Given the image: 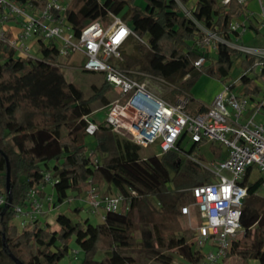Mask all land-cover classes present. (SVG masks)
Instances as JSON below:
<instances>
[{"label": "trees", "instance_id": "trees-1", "mask_svg": "<svg viewBox=\"0 0 264 264\" xmlns=\"http://www.w3.org/2000/svg\"><path fill=\"white\" fill-rule=\"evenodd\" d=\"M11 1L30 5L34 11L42 10L47 2ZM78 1L76 10L68 7L63 12L75 35L85 23L105 19L109 12L119 15L127 8L126 15L120 16L127 17L131 29L144 41L128 37L120 49L122 60L118 64L175 82L177 87L165 92L166 98L184 92L192 95L191 88L204 73L230 88L242 86L243 94L250 97L259 91L257 81L264 82V64L258 67L263 56L227 43L231 37L238 40L241 33V29L231 27L233 21H245L246 28L264 35L244 2L194 0L187 8L192 0H145L143 5L135 0ZM209 33L218 38L213 48L204 43ZM10 36L8 30L0 36V194L4 197L0 203V264H58L72 236L83 251L79 264H138V256L165 257L162 249H175L184 262L200 259L198 248L187 245L181 206L193 200V186L214 179L200 163L202 155L193 153L204 141L192 142L186 150L180 139L159 157L144 156L139 153L140 145L102 120L92 134L95 144L89 148L85 116L91 118L93 103L98 102L100 107L107 104L112 84L104 78L99 85L92 84L91 93L86 95L65 78L57 39L36 38L41 56L23 57L8 43ZM42 39L55 44V49L45 46ZM72 54L64 57L69 59ZM199 58L203 61L196 66ZM235 59H240L242 70L237 79H232ZM202 109L200 106L198 110ZM211 145L216 159L225 156L219 147ZM170 165L172 173L167 168ZM46 172L53 181L54 206L70 197L67 189H77L87 182L106 184L104 194L123 193L128 198L127 206L123 211H105L93 227L88 218L73 220L63 212L55 217V229L41 216L18 225L13 221L15 207L29 205L32 189L44 195L40 186L45 184ZM260 180L246 182L240 215L242 234L231 240L227 254L255 258L264 264ZM98 251L103 254L100 259L95 257Z\"/></svg>", "mask_w": 264, "mask_h": 264}, {"label": "built area", "instance_id": "built-area-1", "mask_svg": "<svg viewBox=\"0 0 264 264\" xmlns=\"http://www.w3.org/2000/svg\"><path fill=\"white\" fill-rule=\"evenodd\" d=\"M221 1L226 3L229 0ZM258 2L259 25L264 30V0ZM69 4L70 0H47L42 10L34 11L30 5L27 7L15 1L0 0L1 21L11 16L20 21L18 32L8 38V43L17 55L23 57L33 56L32 40L38 37L57 39L60 56L79 52L83 56L80 68L102 72L116 91L115 96L101 106L106 108L104 121L111 125L113 131L140 146L157 142L160 150L154 154L156 157L173 148L184 136H188L192 142L219 141L226 145L223 158L212 160L208 166L199 160L216 179L191 188L192 203L200 216L194 239L202 256L198 260H186L183 264L218 263L220 257L226 256L231 240L243 230L240 224L242 203L248 176L254 168L260 172L257 177L261 179L259 190L264 195V122L255 119L264 106V82L258 86L261 93L257 98L243 94L242 87L234 90L224 85L208 106L202 110H192L190 94L184 92L166 98L149 85L157 80L168 83L169 90H172L177 87L175 84L138 69L119 66L122 60L120 49L127 38L134 36L144 41L124 17L109 12L105 19L85 23L79 34L75 35L63 14ZM231 27L241 29V24L233 21ZM215 39L218 38L209 33L204 43L208 48H213ZM227 43L264 58V43L260 47L237 44L231 40H227ZM202 61L203 58H199L195 65H200ZM263 64L264 59L258 63V67ZM249 108L254 111L245 115ZM85 118V131L92 135L99 121L89 116ZM193 158L197 159L195 156ZM44 179L45 183L53 182L48 172L44 173ZM88 183L87 201L92 210L99 207L104 212L117 210L122 202L128 203L123 193L104 194L99 192L96 185ZM131 193L135 194V191ZM45 201L44 204L40 194L32 189L29 205L16 206L15 215L22 217V224H25L31 218L41 216L46 211L45 206L47 209L54 207L51 195H47ZM3 202L4 197L0 194V203ZM191 211L189 203L181 206L182 214L190 216ZM207 242L216 250L204 252L202 246Z\"/></svg>", "mask_w": 264, "mask_h": 264}, {"label": "rangeland", "instance_id": "rangeland-1", "mask_svg": "<svg viewBox=\"0 0 264 264\" xmlns=\"http://www.w3.org/2000/svg\"><path fill=\"white\" fill-rule=\"evenodd\" d=\"M100 1H102V0H100ZM135 1H136V3H139L141 5H143L145 2V0H135ZM253 2L254 1H252V3ZM257 2H258V0H257ZM79 4H80V2L78 0H70L69 7L76 10L78 8ZM192 6H193V4L188 3L187 8H190ZM182 8L185 9L184 6ZM249 8H251V7L249 6ZM258 9H259V7H258ZM126 10H127V8L124 7L122 12L119 13V15H123V13H125L124 15H126V13H127ZM256 16L257 17L260 16L259 12H258V15H256ZM124 18L127 19V17H124ZM17 20H19V19L18 18L13 19V20L4 19L3 22L4 21L5 22H7V21L8 22L9 21L10 22H17ZM144 37L146 38V36H144ZM230 39L232 42H235L237 44L240 43L239 40H235V39H233V37H231ZM41 42L43 44H45V46L50 47L51 49H55V44H49L47 39H42ZM35 48H37V45ZM40 56H41V51L38 49L37 50L34 49V57H40ZM238 60H240V59L234 60L231 71H230V75H231L232 79H237L241 70H242V67H241ZM82 61H83V56L77 51L74 52L69 59H67L64 56H61L59 58V63L62 64L61 70H62L65 78L68 81L74 82L76 85H78L84 91V93L86 95H88L91 93V85L92 84L99 85L100 82L104 79V74L102 72H98V71H88V70L81 69L79 65L82 63ZM153 81L151 83H149L151 89H153L155 91H159L163 95L165 92H167L170 89V85L168 83L159 82L157 80H153ZM170 83H173V82H170ZM173 84H175V82ZM257 84L260 85L261 81L258 80ZM223 87H224V84L220 80L204 73L194 83L193 87L191 88V92H192V95L196 99L198 98V99L202 100L203 102H208L209 100L213 99L223 89ZM239 88H240V86L237 85L233 89L238 90ZM115 94H116V91L113 88V90H111L108 93V97L112 98L113 96H115ZM93 107H94V109L90 115L91 118L95 119L96 121L104 120L105 114H106V108L100 107V104L98 102L93 103ZM255 119L256 120L264 119V112L257 113L255 116ZM85 140H86L89 148L94 146L95 139H94L93 135L87 134L85 137ZM203 141L204 142H202L201 144H199L195 147L193 153H195L196 155L197 154L202 155V158H199L198 156L197 157L206 166H208L212 160L216 159V157L214 156V152H213L211 143H213V145L215 147H217V148L219 147L222 151H225V154H226V148L227 147L223 143H221L219 141H212V142L205 141V140H203ZM191 144H192V141L189 140L188 136H184L180 141L181 147H183L186 150L189 149ZM159 150L160 149L158 147L157 142H154V143L149 144L146 147L141 146L139 149V153L141 155H144V156H151V155L158 153ZM167 168L172 173L173 167L170 165V166H167ZM259 175H260V172L254 168L252 170V172L250 173V175L248 176V180L253 181V180L257 179V177ZM213 178L216 179L215 176H213ZM96 187L99 190V192L102 193L103 190H105V188H106V184L101 183V184L96 185ZM88 188H89V183L87 182L77 189H67V192H68V194H70V197L67 199H64L62 202L58 203L56 206L51 207L49 209H47V207L45 206L44 210H46V211L42 212L41 217H44V219L47 220L51 229H55L58 227V224L55 220V217L59 212H63L65 214H67L73 220L88 218L89 225L91 227H93L96 223H98L102 220V215L104 214V210L102 209V207H99L97 210L91 209V206L89 205V203L87 201V189ZM42 192L44 194L42 196L44 204L46 203L45 197L47 195H51L53 197V200L56 199V195H55V192H54V189H53L51 183H45L43 188H42ZM192 202H193V200L190 201V203H189L191 205V208H192L191 215L188 216L186 214H182V223L187 230V236H188L187 237V245L189 246V248L197 247L196 243H195V239H194L195 238V232H196L195 227L200 222V216L198 215L197 211L195 210L194 204ZM126 206H127L126 202H122L119 205L118 210L123 211L126 208ZM75 207H79V210L75 211L74 210ZM21 219H22V217L15 215L13 218V221L21 226V225H23ZM241 234H242V231L239 232V234L237 235V238ZM68 246L69 247H68L67 253L59 260L58 264H79L80 261L82 260V257H83V251L81 250L79 245L76 243L74 236H72L69 239ZM202 250L204 252H207L209 250L215 251L216 247L207 242L202 246ZM161 251L163 252L165 257L146 256V257H142L141 259H139L140 256H138L137 257V259L139 260L138 264H146V263H150V264H183L184 263L185 259L175 249H172V250L162 249ZM102 255H103L102 252L98 251V252H96L95 257L97 259H100L102 257ZM216 264H259V261H258V259H255V258L241 259L234 254L228 253V254H226V256L220 257L218 260V263H216Z\"/></svg>", "mask_w": 264, "mask_h": 264}, {"label": "crops", "instance_id": "crops-1", "mask_svg": "<svg viewBox=\"0 0 264 264\" xmlns=\"http://www.w3.org/2000/svg\"><path fill=\"white\" fill-rule=\"evenodd\" d=\"M193 1L194 0L190 1L189 3L193 4ZM252 1H254V2L252 3ZM244 3H246V5H247V8L249 10V15L252 18L253 22H255V23H257V25H259V16L258 17L256 16V15H258V12H259L258 11L259 10L258 9L259 3L257 2V0H244ZM249 6L251 8H249ZM244 23H245V21L240 23L241 24V33H240V36L238 37V40L240 41V43L243 44V45H246V46H250V47H260V46H262L263 43H264V35L262 34V32H257L256 33L252 29L246 28L244 26ZM19 27H20V21L19 20H17V22H10V21L9 22L8 21L7 22H5V21L4 22L3 21L0 22V32L8 30L11 33V35L16 34L18 32V30H19ZM259 27H260V25H259ZM262 29L263 28H261V31H262ZM32 41H33V44H34L33 45V50L34 49L37 50V48H35L36 47V40L33 39ZM33 56H34V51H33ZM238 61L240 63V60H238ZM241 87L242 86H240L239 89H241ZM260 93L261 92L258 91V93H256L254 97L257 98V96H259ZM191 94H192V92H191ZM191 96H192V100H191V103H190V107H191L192 110H198L200 106L206 107L213 100V99H211L208 102H203L202 100H200L198 98L196 99L193 95H191ZM251 112H252V109L249 108L246 111L245 115H248ZM260 112H264V106L261 108ZM258 121L264 122V119H260ZM224 155H226V154H224Z\"/></svg>", "mask_w": 264, "mask_h": 264}, {"label": "water", "instance_id": "water-1", "mask_svg": "<svg viewBox=\"0 0 264 264\" xmlns=\"http://www.w3.org/2000/svg\"><path fill=\"white\" fill-rule=\"evenodd\" d=\"M8 179H9V164H7V173H6V187H7V203H9V201H10V190H9V187H8ZM7 206V204H5V206L4 207H6ZM14 259L17 261V262H19L20 263V261L18 260V259H16L15 257H14Z\"/></svg>", "mask_w": 264, "mask_h": 264}]
</instances>
